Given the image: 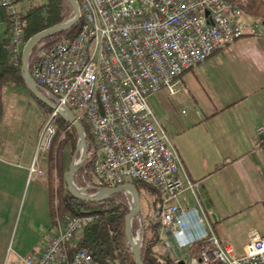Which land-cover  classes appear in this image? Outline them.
<instances>
[{
    "label": "built area",
    "instance_id": "obj_1",
    "mask_svg": "<svg viewBox=\"0 0 264 264\" xmlns=\"http://www.w3.org/2000/svg\"><path fill=\"white\" fill-rule=\"evenodd\" d=\"M77 2L83 19L77 34L47 49L37 44L29 72L58 106L69 108L87 126L98 152L92 170L94 188L132 181L154 188L161 200L156 216L161 243L176 264H264V232L248 230L237 253L219 241L198 208L189 204L186 192L200 205V182L189 178L165 123L147 102L160 90L176 95L182 74L225 44L244 36L263 37L264 23L246 17L228 0ZM14 6V0H0L11 26L10 60L18 65L25 40ZM55 114L53 110L39 134L30 174L42 173L39 164L56 131ZM89 187L87 183L85 188ZM90 220L74 216L58 223L40 254L26 256L21 263L100 264L83 247L67 253L74 236ZM140 230L141 225L138 241Z\"/></svg>",
    "mask_w": 264,
    "mask_h": 264
},
{
    "label": "crops",
    "instance_id": "obj_2",
    "mask_svg": "<svg viewBox=\"0 0 264 264\" xmlns=\"http://www.w3.org/2000/svg\"><path fill=\"white\" fill-rule=\"evenodd\" d=\"M0 27L4 31L5 23ZM159 93L168 137L189 178L200 182V205L186 192L188 202L216 235L214 224L233 223L264 203V36H244L225 44L182 74L176 95ZM34 152L35 143L26 153L0 133V264H5L12 219L28 182L27 191L30 182L35 183L33 196L38 194L41 204L44 200L46 215L38 230L45 238L31 255L40 254L57 232V224L52 226L49 220L47 159L39 164L40 175L29 173ZM242 240L246 242L247 232Z\"/></svg>",
    "mask_w": 264,
    "mask_h": 264
},
{
    "label": "trees",
    "instance_id": "obj_3",
    "mask_svg": "<svg viewBox=\"0 0 264 264\" xmlns=\"http://www.w3.org/2000/svg\"><path fill=\"white\" fill-rule=\"evenodd\" d=\"M26 0H14V3ZM241 9L246 17L258 19L264 23V0H228ZM23 22L24 40L35 33L50 27L54 24L69 20L73 16L72 8L68 0H44L41 4L30 6L22 11H18ZM0 16L5 23V30L0 34V123L4 113V102L2 99L5 87H22L28 94L36 100L49 115L52 109L39 101L25 86L21 76V59L18 65H14L10 60V21L4 10L0 8ZM83 23L82 16L71 28L57 32L41 40L44 47L50 48L55 42L61 39L74 37ZM36 48V47H35ZM35 48L32 50L28 60V68L36 61ZM41 91L45 94L44 90ZM57 125L56 137L50 143L47 155V190L49 201V213L52 224L58 222L56 218L66 220L74 216L90 217L86 221L82 230L76 234L67 248L68 255L81 247L85 248L93 260L100 264H135L133 255L128 247L125 238L124 218L128 212L130 195L118 192L112 196L98 202L82 201L71 196L65 187L63 175L68 169L61 163L62 158L69 148V154H73L77 142V134L74 127L59 116L57 113L53 117ZM82 124L87 142V154L84 162L74 175V181L79 187H86L87 193L96 192L93 183V164L97 157V148L91 137L87 126ZM56 145H53V143ZM52 144V145H51ZM136 187L139 197L144 192L148 197V212L132 220V233L136 234L141 225V260L143 264H176L171 254L161 243V227L156 216L159 215L160 197L154 188L146 183L132 181ZM155 217V219L152 218Z\"/></svg>",
    "mask_w": 264,
    "mask_h": 264
},
{
    "label": "rangeland",
    "instance_id": "obj_4",
    "mask_svg": "<svg viewBox=\"0 0 264 264\" xmlns=\"http://www.w3.org/2000/svg\"><path fill=\"white\" fill-rule=\"evenodd\" d=\"M42 2L44 0L16 2L14 8L17 11H22L27 7L38 5ZM160 94H150L147 97V102L157 118L164 122L165 109L162 102L163 98ZM2 99L4 102V113L0 123V133L7 135L12 142L22 147L24 152L27 153L31 150L34 143L36 145L39 134L50 115L22 87H5ZM56 131L50 143L56 137ZM53 145H56V142ZM48 151L46 156L49 153ZM72 155L69 154V148L66 147L65 154L63 155L64 158L61 160L63 166L65 164L67 166V163L69 164ZM28 183L25 184L20 202L17 206L16 215L12 219L10 246L7 251L5 264H9L12 261H15V264H22L21 260L26 256H30L43 241L44 235L40 234L38 230L40 222H43V220L46 221V215L42 207L44 200L41 204L39 195L36 194L33 196V188L35 186L33 181L30 182L31 184L27 191ZM44 192L46 191L44 190ZM147 206L148 197L143 192L140 196L141 215L148 212ZM137 217L141 218L140 216ZM49 220L51 221L52 219L50 218ZM60 220L59 217L56 218L58 223H60ZM230 222L233 223L221 222L214 224L216 235L220 242L224 244L230 243L233 244V248L241 249V245L245 242V240H242V236L247 230L254 229L260 233L264 232V203H259V206L249 209L247 213H243L235 222L233 220ZM51 225L53 226L52 221ZM141 235L140 230L139 242H141ZM221 235H223L222 238Z\"/></svg>",
    "mask_w": 264,
    "mask_h": 264
},
{
    "label": "water",
    "instance_id": "obj_5",
    "mask_svg": "<svg viewBox=\"0 0 264 264\" xmlns=\"http://www.w3.org/2000/svg\"><path fill=\"white\" fill-rule=\"evenodd\" d=\"M68 2L70 3L73 12L71 19L47 27L35 33L25 41L21 51V76L30 93H32L39 101L48 105L52 110L56 111V113L69 122L76 131L77 142L75 150L68 164V169L63 175L66 191L74 198L88 202L103 201L104 199L118 192H124L130 195L131 204L124 218L125 238L133 255L135 264H143L141 260V242H139L137 236L133 235L132 233L133 218L141 216L140 197L136 187L134 184L126 182L115 187H102L94 193H87L85 187H79L76 185L74 181V175L84 162L87 154V142L84 128L69 108L58 106L55 98L52 95L47 93L44 94L41 91L29 72L28 60L35 46L44 38L71 28L80 19V10L77 0H68ZM167 235H169V233H167Z\"/></svg>",
    "mask_w": 264,
    "mask_h": 264
}]
</instances>
